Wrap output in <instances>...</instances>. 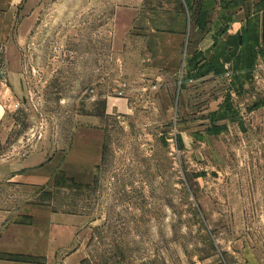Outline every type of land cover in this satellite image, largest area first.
Instances as JSON below:
<instances>
[{
    "label": "rangeland",
    "instance_id": "rangeland-1",
    "mask_svg": "<svg viewBox=\"0 0 264 264\" xmlns=\"http://www.w3.org/2000/svg\"><path fill=\"white\" fill-rule=\"evenodd\" d=\"M118 2L0 0V264L47 260L1 240L34 213L82 218L51 264H264V40L168 45Z\"/></svg>",
    "mask_w": 264,
    "mask_h": 264
},
{
    "label": "crops",
    "instance_id": "crops-1",
    "mask_svg": "<svg viewBox=\"0 0 264 264\" xmlns=\"http://www.w3.org/2000/svg\"><path fill=\"white\" fill-rule=\"evenodd\" d=\"M116 9L118 22H138L146 16L150 21V36L172 40L176 47L186 42L188 46L194 43L197 31L203 29V22L214 19L228 22L230 34L229 46L233 51L244 46L250 51L264 40V0H118ZM219 11V12H218ZM203 24V25H202ZM242 38V41H241ZM242 44V45H241ZM24 163L23 169H26ZM42 170H35L27 176L26 181L42 178ZM21 171L15 174L11 181L20 182L24 179ZM35 183V182H32ZM43 216L34 213V222L30 224H13L9 226L1 240L4 244L20 243L21 249L11 251L22 254L45 256L43 264H51L59 251L71 246L76 238V232L82 225L81 217L51 213L49 224L43 226L40 220ZM39 222V223H37ZM43 246V247H42ZM79 252H74L64 260L66 264H77ZM11 264H15L11 262ZM41 264V263H39Z\"/></svg>",
    "mask_w": 264,
    "mask_h": 264
}]
</instances>
